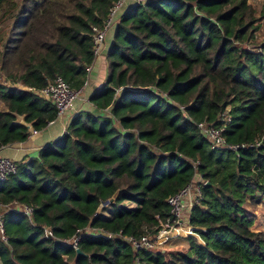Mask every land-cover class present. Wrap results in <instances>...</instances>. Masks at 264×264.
<instances>
[{"label":"trees","instance_id":"16d2710c","mask_svg":"<svg viewBox=\"0 0 264 264\" xmlns=\"http://www.w3.org/2000/svg\"><path fill=\"white\" fill-rule=\"evenodd\" d=\"M116 1L0 0V150L56 120L55 103L39 92L57 76L86 88L96 58L92 28ZM261 19L249 0H154L126 9L107 79L90 104L68 133L16 160L18 171L0 182V204L33 207L31 215L0 209L8 236L0 231L1 264H132V245L109 234L153 231L171 216L167 199L197 171L211 185L192 208L189 247L144 249L141 259L264 264V231L253 228V208L264 203V39L244 46ZM227 110V141L262 140L260 147L211 148L198 124L217 123ZM107 201L109 215L99 212ZM75 235L83 254L70 242Z\"/></svg>","mask_w":264,"mask_h":264},{"label":"built area","instance_id":"2783aa9c","mask_svg":"<svg viewBox=\"0 0 264 264\" xmlns=\"http://www.w3.org/2000/svg\"><path fill=\"white\" fill-rule=\"evenodd\" d=\"M154 0H117L112 6L104 23L99 26H93V42L94 53L96 57L100 55L105 48V37L109 29L116 27L123 15L124 6L129 2H135L137 4L147 3ZM91 70V69H90ZM88 82V81H87ZM86 82V85H87ZM84 87L81 89H75L72 85L62 76H57L56 80L50 83L46 88L42 89L39 94L51 99L57 107L56 120H60L63 124V133H68L69 122L71 118L76 114L77 100L81 96ZM55 120V121H56ZM51 121L49 124L55 122ZM232 121V117L229 114V110L224 111L219 117V122L203 121L198 124L201 133L210 141L211 148L216 150H231L233 152H239L242 149H248L253 147H260L263 143L262 140H258L255 143H229L225 137V130L227 125ZM39 130L31 128L30 135H35ZM29 135V136H30ZM199 162L195 163L197 166ZM18 171V163L14 158L0 155V182L5 181L10 175L15 174ZM207 180L203 175L197 171L193 180L187 184L180 192L170 196L167 202L170 206L171 216L167 220H159V225L153 231H147L146 233L135 235H124L119 233L117 235L109 234V236H117L123 240H126L133 247L136 253V258L132 264H147L141 259L140 253L144 249H159L163 240L170 237L174 230L183 224L189 226V220L192 208L200 203L204 199L203 188L206 185ZM111 202V201H107ZM105 202V203H107ZM108 203V205H109ZM19 208L26 214L31 215L33 207L30 205L22 204H0V209H14ZM191 229V228H190ZM0 231L4 241H8V236L5 233L4 215L0 213ZM88 231H93L92 228H88ZM101 231V230H100ZM49 235H53L50 229H47ZM79 235H75L71 240V244L75 249H78Z\"/></svg>","mask_w":264,"mask_h":264},{"label":"crops","instance_id":"0c3cea01","mask_svg":"<svg viewBox=\"0 0 264 264\" xmlns=\"http://www.w3.org/2000/svg\"><path fill=\"white\" fill-rule=\"evenodd\" d=\"M131 3L132 2H129L124 6L123 13L129 8V6H131ZM115 31L116 27H113L106 33L105 48L103 52L95 58L93 65L90 67L91 71L89 73V79L86 88L83 89V94L77 100L76 113L81 108H84L90 104L89 96L95 91L94 87L104 84L107 79L109 72V60L107 58L109 52L108 48L114 41ZM94 113L104 114L105 112L100 109H95ZM62 134L63 124L60 120H56L55 122L49 124L45 129L39 130L37 134L32 136L30 135L26 141L3 147L0 150V155L11 157L15 160L23 158L26 154L28 155V158L31 156H37L43 146H45L48 142L57 139ZM108 203L109 202H104L99 212H101L103 208L107 207ZM188 229L190 230L186 224L182 223L179 225L170 237L163 240L159 249L170 252L173 251V249L176 250L182 247L188 248L189 241L187 236L190 234Z\"/></svg>","mask_w":264,"mask_h":264},{"label":"rangeland","instance_id":"374dc122","mask_svg":"<svg viewBox=\"0 0 264 264\" xmlns=\"http://www.w3.org/2000/svg\"><path fill=\"white\" fill-rule=\"evenodd\" d=\"M249 1L256 8L258 16L262 18L259 21L260 29L256 33V36H255V39H254L255 41H253L252 43H247V44L244 45L246 47L254 49L257 46V43L260 40L264 39V17H263V15H264V0H249ZM134 5H135V2H132L131 6H129V8L127 10H129ZM111 46H112V44H110V46L108 48V51L110 50ZM3 81H4V76L0 74V82H3ZM0 106H1V104H0ZM102 210H104V213L106 215H109V212H111L110 208H104ZM253 212L255 214V222H254L253 228L255 230L264 231V203L262 202V203L258 204L257 206H255L253 208ZM0 264H1V262H0Z\"/></svg>","mask_w":264,"mask_h":264},{"label":"water","instance_id":"95a60500","mask_svg":"<svg viewBox=\"0 0 264 264\" xmlns=\"http://www.w3.org/2000/svg\"><path fill=\"white\" fill-rule=\"evenodd\" d=\"M90 71H91V70H90ZM89 82H90V80H89ZM101 85H102V84H101ZM101 85L95 86L94 89L97 90ZM206 185H211V182H210V181H207V182H206ZM77 253H78V254H83L84 252H83L81 249H78V250H77Z\"/></svg>","mask_w":264,"mask_h":264}]
</instances>
